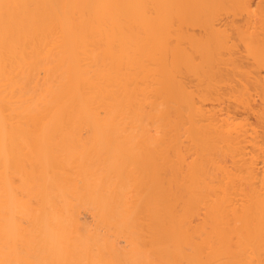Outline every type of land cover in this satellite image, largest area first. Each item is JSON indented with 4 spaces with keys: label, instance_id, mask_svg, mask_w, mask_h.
I'll use <instances>...</instances> for the list:
<instances>
[{
    "label": "bare ground",
    "instance_id": "6f19581e",
    "mask_svg": "<svg viewBox=\"0 0 264 264\" xmlns=\"http://www.w3.org/2000/svg\"><path fill=\"white\" fill-rule=\"evenodd\" d=\"M0 264H264V0H0Z\"/></svg>",
    "mask_w": 264,
    "mask_h": 264
},
{
    "label": "rangeland",
    "instance_id": "374dc122",
    "mask_svg": "<svg viewBox=\"0 0 264 264\" xmlns=\"http://www.w3.org/2000/svg\"><path fill=\"white\" fill-rule=\"evenodd\" d=\"M253 119H254V118L252 117V119H251V120H252V121H254Z\"/></svg>",
    "mask_w": 264,
    "mask_h": 264
}]
</instances>
